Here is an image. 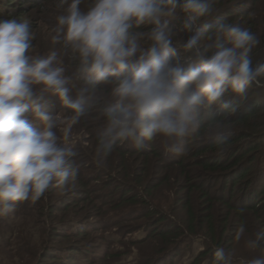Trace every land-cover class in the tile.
I'll list each match as a JSON object with an SVG mask.
<instances>
[{"label": "trees", "instance_id": "1", "mask_svg": "<svg viewBox=\"0 0 264 264\" xmlns=\"http://www.w3.org/2000/svg\"><path fill=\"white\" fill-rule=\"evenodd\" d=\"M23 1L42 0H6L0 3V18L26 17L18 4ZM209 3L214 15L202 23L222 20L249 29L260 40L250 53L253 66L264 64V0ZM183 20L178 13L172 21L174 43L192 34L183 31ZM149 28L141 25L132 31ZM147 43L141 41L142 46ZM179 54L181 59L186 56L182 50ZM61 67L71 78L68 87L74 96L85 82L78 57L62 60ZM110 88L100 87L99 98L86 106L67 140L61 133L64 125L58 126V143L76 153L79 175L74 187L60 196L51 187L37 202H17L0 215L8 221L23 208H30L31 216L44 215L45 243L33 255L35 264H175L195 242L197 255L187 264H215L217 247L231 255L229 264H249L264 255V74L244 94L229 89L222 104H204L183 137H157L143 149L130 139L117 140L105 156L100 144ZM35 90L44 97V111L65 119L72 116L55 96L40 93L39 86ZM27 118L34 128L41 127L38 120ZM221 132L223 141L217 139ZM81 133L87 146L74 139ZM162 193L167 195L160 197ZM240 228L249 241L245 249L234 250ZM137 233L141 237L132 240ZM258 235L259 246L249 247ZM126 246L136 253L124 252ZM126 255L134 259L122 260Z\"/></svg>", "mask_w": 264, "mask_h": 264}, {"label": "clouds", "instance_id": "2", "mask_svg": "<svg viewBox=\"0 0 264 264\" xmlns=\"http://www.w3.org/2000/svg\"><path fill=\"white\" fill-rule=\"evenodd\" d=\"M82 0L67 3L56 18L52 43L71 45L79 59L84 84L70 94L71 78L57 67V53L29 55L34 38L21 18H0V215L17 202H37L51 188L62 194L74 187L79 175L76 153L58 143V126L67 140L87 105L99 97L102 85H111V103L100 148L107 156L117 140L130 139L137 148L157 137H183L204 105L222 104L227 90L237 96L261 74L250 53L260 40L240 24L217 21L209 0H94L86 12ZM184 17L182 29L192 33L174 43L172 21ZM141 25L147 32L132 31ZM148 43L142 46L141 41ZM206 41L201 47V41ZM179 50L186 54L181 59ZM50 93L72 111L69 119L43 110L40 101ZM31 112L41 124L34 128ZM227 107V104H224ZM232 111H235L233 108ZM224 133L217 139L223 141ZM244 229L240 228L239 240ZM257 239L249 247L257 248ZM215 264H229L224 248L215 250ZM249 264H264V255Z\"/></svg>", "mask_w": 264, "mask_h": 264}, {"label": "rangeland", "instance_id": "3", "mask_svg": "<svg viewBox=\"0 0 264 264\" xmlns=\"http://www.w3.org/2000/svg\"><path fill=\"white\" fill-rule=\"evenodd\" d=\"M5 1L6 0H0V3ZM68 2L70 3V0H68ZM92 2H94V0H82L79 5L81 11L86 12ZM18 4H21V8L26 11V17L21 19L29 23V31L34 37L31 41L29 55L43 56L47 55L50 51H55L57 53L56 66L59 65V67H61L62 60H66V58L68 59L70 56H77V54L73 52L71 45H65L63 40H61L60 43H52V36L56 34L53 31L57 26L56 18L59 15L66 14V9L68 7L67 3H61V0H42L30 3L23 1ZM10 11L13 10L10 9ZM68 66L69 65H67V67ZM25 115L33 118L31 110ZM82 136H85V134L83 135V133H81L79 134V138L74 137V139L80 140L85 144L84 146H87L88 142H86ZM54 194H59L60 196L62 193L60 191H55ZM166 195V193H162L160 197ZM30 211V208H23L16 214L11 213L8 216L10 218L8 221L0 220V264H35L36 260H34L33 255L37 247L42 245V242L45 243V236L42 234L41 230L45 227L46 222L44 221V215L31 216L32 213H30ZM3 218L2 216L1 219ZM139 236L141 237V235L137 233L133 235L131 239H138ZM115 240L118 241L116 237ZM248 241L246 237L241 236L236 242L234 250L245 249ZM63 243L66 242L63 241ZM120 248L112 247L114 250ZM127 251L135 252V249L126 246L124 252ZM197 252L198 244L195 242L191 250L177 259L175 264L189 263L197 255ZM132 259H134L133 255H126L122 260L129 262V260Z\"/></svg>", "mask_w": 264, "mask_h": 264}]
</instances>
